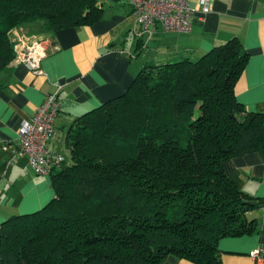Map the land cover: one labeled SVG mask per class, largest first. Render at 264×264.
<instances>
[{
	"label": "trees",
	"instance_id": "trees-1",
	"mask_svg": "<svg viewBox=\"0 0 264 264\" xmlns=\"http://www.w3.org/2000/svg\"><path fill=\"white\" fill-rule=\"evenodd\" d=\"M96 0H0V71L13 26L90 24ZM248 58L237 37L197 59L146 64L121 95L77 117L69 158L53 166L55 196L0 226V264H221L217 242L251 233L264 204L223 163L264 148V113L234 85Z\"/></svg>",
	"mask_w": 264,
	"mask_h": 264
},
{
	"label": "crops",
	"instance_id": "crops-1",
	"mask_svg": "<svg viewBox=\"0 0 264 264\" xmlns=\"http://www.w3.org/2000/svg\"><path fill=\"white\" fill-rule=\"evenodd\" d=\"M189 1L196 6L197 0ZM96 3L100 16L90 24L55 31L38 21L21 25V35L46 46L41 71L14 60L0 71V226L43 208L55 196L50 174L35 173L18 153L22 121L48 94L58 91L60 108L47 145L67 159L77 117L124 93L144 65L194 60L237 37L248 58L235 97L247 110L264 113V0H211L209 12L195 11L188 33L135 25L130 0ZM223 169L239 189L264 200V148L226 160ZM248 217L254 218L251 233L218 240L221 264H258L251 251L264 245V204L249 210ZM163 264L194 263L168 256Z\"/></svg>",
	"mask_w": 264,
	"mask_h": 264
},
{
	"label": "built area",
	"instance_id": "built-area-1",
	"mask_svg": "<svg viewBox=\"0 0 264 264\" xmlns=\"http://www.w3.org/2000/svg\"><path fill=\"white\" fill-rule=\"evenodd\" d=\"M211 0H197L192 6L189 0H130L134 24L142 28H154L157 24L164 31L188 33L195 11L205 14ZM46 54L41 40L26 38L14 44V61L22 63L33 72H40V61ZM58 91L46 95L34 113L23 120L19 128L18 153L27 157L37 174H50L53 166L60 167L65 157L51 149L47 143L55 134L54 121L60 108ZM7 149V146L3 147ZM258 264L264 263V245L251 251Z\"/></svg>",
	"mask_w": 264,
	"mask_h": 264
},
{
	"label": "rangeland",
	"instance_id": "rangeland-1",
	"mask_svg": "<svg viewBox=\"0 0 264 264\" xmlns=\"http://www.w3.org/2000/svg\"><path fill=\"white\" fill-rule=\"evenodd\" d=\"M20 26H13L8 30V34L11 37V39L14 41V44L17 42H20V40L24 39L25 37L21 35L20 33H23L22 29H20Z\"/></svg>",
	"mask_w": 264,
	"mask_h": 264
}]
</instances>
